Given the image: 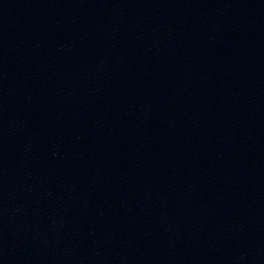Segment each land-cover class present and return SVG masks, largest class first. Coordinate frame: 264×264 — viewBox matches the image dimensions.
I'll return each instance as SVG.
<instances>
[{
	"label": "water",
	"instance_id": "1",
	"mask_svg": "<svg viewBox=\"0 0 264 264\" xmlns=\"http://www.w3.org/2000/svg\"><path fill=\"white\" fill-rule=\"evenodd\" d=\"M0 264H264V0H0Z\"/></svg>",
	"mask_w": 264,
	"mask_h": 264
}]
</instances>
